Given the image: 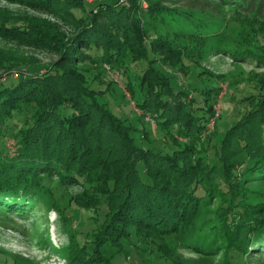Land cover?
<instances>
[{"label": "trees", "instance_id": "trees-1", "mask_svg": "<svg viewBox=\"0 0 264 264\" xmlns=\"http://www.w3.org/2000/svg\"><path fill=\"white\" fill-rule=\"evenodd\" d=\"M212 1L264 27V0ZM7 2L23 12L0 9V37L57 58L42 67L0 47V215L25 216L42 189L51 191L55 174L61 186L82 184L70 201L90 220L86 229L76 226L82 237L68 264H208L214 251L218 264H247L264 238V186L254 200L246 195L252 182L264 184V54L232 53L262 72L251 77L257 93L237 101L240 115L211 143L207 124L220 103L219 86L203 84L208 71L202 70L190 75V93L172 83L171 70H196L194 62L203 56L190 44L172 47L168 33L160 32L168 13L161 0ZM195 20L183 25L186 32L206 36L203 19ZM127 62L141 63L126 88L163 135L159 147L147 131L148 147L135 140L133 126L101 99L97 73L87 82L83 64L125 70ZM4 137L13 139L15 150L3 149ZM198 141L204 156L195 153ZM210 206L212 224L202 239L188 243L189 230L199 226L195 219ZM181 246L198 261L185 260ZM133 254L137 262L129 261ZM0 264L18 261L0 249Z\"/></svg>", "mask_w": 264, "mask_h": 264}, {"label": "rangeland", "instance_id": "rangeland-1", "mask_svg": "<svg viewBox=\"0 0 264 264\" xmlns=\"http://www.w3.org/2000/svg\"><path fill=\"white\" fill-rule=\"evenodd\" d=\"M96 1L87 0V3L94 4ZM120 1L126 4L128 0ZM161 2L167 7L168 13L163 14L162 22L157 26L160 32L168 33L167 37L172 47L177 44H190L200 49L203 56L194 62L197 64L196 70H189L186 66L178 67V71L171 70V81L177 88L190 93L191 87L188 84L194 83V77L190 75L200 70L208 71L203 73L200 80L206 85L219 86L218 100L220 103L217 102L214 105L216 114L207 124L206 135L211 138V143L220 141L225 130L240 115L237 110L241 105L237 101L248 93H257V87L251 83V77L255 73L262 72V68L257 67L251 60L236 59L232 53L264 54V27L261 23L253 25L247 23L240 19V14L238 15L234 10L221 7L212 0H161ZM141 4L143 7L147 6L144 1ZM0 9L11 10L18 15L23 12L7 0H0ZM197 17L203 19L208 29L205 30L207 35L202 38L198 37L203 34L202 30L198 33L196 30L192 35L183 27L184 24L190 25L189 21H194ZM62 29L66 34L69 33L68 26L64 25ZM15 41L10 37H0V47H12L17 51L16 54L25 57L28 63L42 67L57 58L56 55L33 46H16ZM83 67L86 70L87 82H90L97 73L101 82H95L96 88L104 91L101 99L108 103L109 108L116 115L133 126V136L142 147L146 148L150 145L149 140L143 137L144 131L149 133V138L153 142L152 146L159 147L163 144V135L156 130L150 115L144 117L141 115L126 88L128 76L136 73L141 68V63L127 62L125 70L108 63L97 71L87 64H83ZM162 69L167 71V68L163 66ZM183 70H189L190 73L185 75L182 73ZM177 138L181 140L180 137ZM1 140L4 142L3 149L7 153L15 150L16 145L13 139L4 137ZM194 150L196 155L206 154L200 141L195 143ZM241 170L242 168L239 169ZM50 185L52 186L51 191L45 193L42 189L41 198L30 204L31 207L25 216L19 217L10 213L0 215V249L7 254L14 255L18 264H68L76 238L82 237V233L76 230V226L78 229H86L90 226L86 212L70 201L74 194L81 191L82 184L61 186L57 175L53 174ZM263 186L262 182H252L246 195L254 200L256 193L260 192ZM25 199L31 201L32 198ZM213 200L214 198L209 200V205L213 203ZM34 204L37 206L35 207ZM205 205L207 203L201 205V211L206 209ZM210 208L204 214H198L194 225L199 224V226L189 230L188 243H194L196 239L204 237L207 227L209 228L212 224V216L215 213V208L213 206ZM261 241L263 246H259L258 252H251V259L247 264H264V238ZM178 251L185 260L198 261L197 254L190 249L181 246ZM138 256V254L131 255L129 261L137 262ZM214 257L216 258L209 260L208 264L219 263L217 251H214ZM116 259L117 262L122 261L120 257Z\"/></svg>", "mask_w": 264, "mask_h": 264}]
</instances>
